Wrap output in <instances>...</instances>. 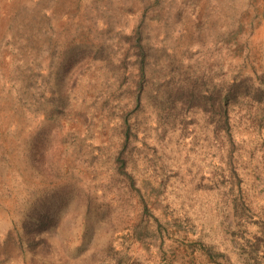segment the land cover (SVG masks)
<instances>
[{"label":"rangeland","instance_id":"374dc122","mask_svg":"<svg viewBox=\"0 0 264 264\" xmlns=\"http://www.w3.org/2000/svg\"><path fill=\"white\" fill-rule=\"evenodd\" d=\"M0 264H264V0H0Z\"/></svg>","mask_w":264,"mask_h":264}]
</instances>
